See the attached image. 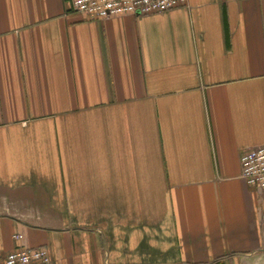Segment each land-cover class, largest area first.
Wrapping results in <instances>:
<instances>
[{
    "label": "crops",
    "instance_id": "obj_1",
    "mask_svg": "<svg viewBox=\"0 0 264 264\" xmlns=\"http://www.w3.org/2000/svg\"><path fill=\"white\" fill-rule=\"evenodd\" d=\"M261 145L264 0L99 20L0 0V261L264 264L241 176Z\"/></svg>",
    "mask_w": 264,
    "mask_h": 264
},
{
    "label": "built area",
    "instance_id": "obj_2",
    "mask_svg": "<svg viewBox=\"0 0 264 264\" xmlns=\"http://www.w3.org/2000/svg\"><path fill=\"white\" fill-rule=\"evenodd\" d=\"M189 0H72L76 12L99 20L117 15L161 14L188 4ZM242 178L248 186L264 191V145L246 148L241 154ZM15 238H22L16 235ZM49 248L19 247L9 252L0 264H51Z\"/></svg>",
    "mask_w": 264,
    "mask_h": 264
}]
</instances>
